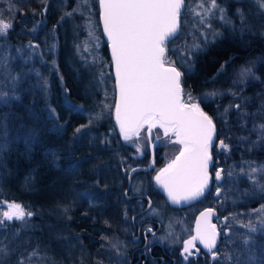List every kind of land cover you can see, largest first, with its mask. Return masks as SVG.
Returning a JSON list of instances; mask_svg holds the SVG:
<instances>
[{
    "label": "trees",
    "instance_id": "trees-1",
    "mask_svg": "<svg viewBox=\"0 0 264 264\" xmlns=\"http://www.w3.org/2000/svg\"><path fill=\"white\" fill-rule=\"evenodd\" d=\"M237 1L218 0L231 23H223L216 14L211 15L212 32L207 29L206 39L199 41L200 50L191 57L193 69L187 72L181 66L182 51L178 43L185 0L179 31L169 43L167 53L181 71L187 72L183 86L194 97L221 93L200 104L214 118L217 143L224 139L230 145L227 153L216 147L211 150L224 170L221 201L205 194L177 206L162 194L164 202L158 203L162 207V220L175 221V227L181 230L190 229L201 203L216 206L219 217H228L224 224L230 234L218 246L220 259L214 264H229L226 257L242 246L241 237L247 233H242L244 223L255 222L253 208L264 205V192L254 187L247 175L251 167L264 165V145L256 143L253 147L259 134L253 130V123L264 120L249 117L246 126L241 127L234 109L224 115V108L230 103L242 102L229 89L242 91L243 97L251 98L246 104L248 112L255 113L264 100L261 95L264 38L238 31L231 12L232 4ZM63 2L66 0H0V17L13 23L7 36L0 38V55H11V74L21 77L15 93L19 99L9 100L7 106L0 104V201L20 203L34 213L26 222L0 226V246L15 250L6 264H17L21 256H27L33 249L38 255L31 258V264H128L130 216L136 202L125 197L124 189L129 170L142 164L139 157L146 151V132L142 128L138 140L135 137L132 140L140 142L139 154L117 132L112 118L114 96L107 111L99 96L101 72L104 87L114 93L110 59L100 27V52L108 65L103 61L104 65L98 69L85 62L81 51L76 50L79 22L70 0ZM90 3L97 18V0ZM71 12L74 17L65 15ZM37 21L42 23L31 31ZM215 32L220 35L214 36ZM16 49H22V54L15 52ZM28 49L37 54L25 59L29 57ZM222 64L224 68L218 72ZM248 64L255 65L260 79L234 87L236 73ZM6 79L7 73L0 70V91L10 93V87L4 83ZM78 104L81 105L78 109L73 107ZM81 125L87 127L76 133L75 129ZM152 131L160 134L161 130ZM170 139L175 137H164L161 145L165 147L159 148L168 160L180 147L170 143ZM261 175L264 173L257 174V181L264 184ZM256 236L259 238V233ZM114 244L123 250V256H117Z\"/></svg>",
    "mask_w": 264,
    "mask_h": 264
},
{
    "label": "snow or ice",
    "instance_id": "snow-or-ice-1",
    "mask_svg": "<svg viewBox=\"0 0 264 264\" xmlns=\"http://www.w3.org/2000/svg\"><path fill=\"white\" fill-rule=\"evenodd\" d=\"M184 5L185 0H99L100 20L111 50V64L115 69V117L120 134L125 141H132L134 137L138 140L141 129L147 126L149 134L153 129L159 128L163 130L164 137H175L174 140L170 139V143L180 145L178 153L157 171L153 179L166 193L168 200L176 205L196 200L209 189L211 182L209 168L213 164L211 150L216 147L225 153L230 151V145L224 139H220L217 143L218 133L214 118L200 107L204 99L221 93H205L197 98L183 86L185 75L193 69L191 57L196 50H200L199 44H194L181 53L183 60L181 66L185 67L187 72L181 71L180 67L176 66V61L170 59L167 54L169 43L178 33L179 17ZM257 6L264 14V0H257ZM198 7L203 11H197L195 15L200 17L202 24L205 17L215 15L216 9H219L221 13V20L231 23L224 15V9L219 8L217 0H201ZM75 11L77 9H73V12ZM237 13L241 17V31L247 30L249 26L244 13L239 8ZM65 15H72V13H65ZM40 23L42 21H37L31 31H35ZM12 27L11 19L5 20L0 17V38L7 36ZM206 27L211 30V24H207ZM218 35H220L219 32L214 33V36ZM87 50L86 47L85 51ZM16 51L18 54L23 52L22 49ZM30 55L25 59L30 58ZM11 59L10 54L0 55V70L8 75L4 83L11 89L10 93L0 91V104L5 106L8 105L9 100L19 99L15 93L21 77L19 74H11ZM223 68L222 64L218 72ZM254 69V64L242 67L236 73L234 87L246 84L249 80L260 79L256 76ZM100 75L103 77L104 73L101 72ZM229 93L242 102L230 103L224 108V115L234 109L238 114L241 127L246 126L249 117L258 116L264 120V100H261L256 112L252 113L246 110V104L251 98L243 97L242 91L229 89ZM73 107L79 108V106ZM85 127L87 126L81 125L75 129V132L80 133ZM253 130H258L259 133L253 147L256 143L264 145V122L254 121ZM159 139L160 137L157 136V140ZM241 139H247V137ZM136 152H142L138 142ZM135 171L137 170L131 169V172ZM241 171L243 172V169ZM258 173H264V165L251 167L247 175L253 186L258 187L260 192H264V184L257 181ZM223 175L224 170L217 168L215 180L220 181ZM228 175L231 176V173ZM260 179L264 180V175H261ZM136 191L139 192L140 189L137 188ZM220 192L221 189L217 187L216 194L219 195ZM5 205L6 210L0 211V226L14 221L26 222L34 215L20 203L0 201V209ZM148 205L151 211H156L151 207V200L148 201ZM254 211L264 214V205ZM213 215L212 208L202 211L196 219L195 235L183 241L180 255L185 264H189L190 258L198 256L201 252V249L196 246V241H199L210 253L213 262L220 259V253L215 250L219 233L217 226L211 223ZM227 219L228 217H225V220ZM244 227L247 233L241 237L242 246L229 254L226 259L229 264L233 261L235 264H264V215L258 223L249 221ZM152 231L151 228L147 229L149 233ZM257 233L259 238L256 236ZM112 247L116 249L118 257L123 256L121 248L115 244ZM14 251L7 246H0V264H6L7 258ZM37 255V250L33 249L27 256H21L17 264H31V258Z\"/></svg>",
    "mask_w": 264,
    "mask_h": 264
},
{
    "label": "flooded vegetation",
    "instance_id": "flooded-vegetation-1",
    "mask_svg": "<svg viewBox=\"0 0 264 264\" xmlns=\"http://www.w3.org/2000/svg\"><path fill=\"white\" fill-rule=\"evenodd\" d=\"M157 136H159L160 139L156 141L154 146L153 167L150 169H137V171L132 172L130 180L128 182L127 179V185L124 189V195L125 192H127V196L125 197L133 202H136V209L130 216V244L128 247V264H185L180 255V251L183 246V240H185L192 233V226L196 213L205 207H213L217 210V215L211 219V222L217 226V230L219 232L217 247L215 249L216 251L218 250V246L224 242V237L230 234L229 228L225 227L224 217H219L218 215V208L214 205H211L210 203H201L198 205V208L194 213L190 229L187 230L188 233H186L184 236H180V240L176 243H167V238L163 237L166 231L165 222L162 220V215L150 214L148 205V201L151 200L152 209L154 204H157V208H161V205L158 203L164 202L162 199V192L153 179L157 170L168 163L167 156L161 154L159 150L160 147H165L164 145H161V142L164 138L161 136V131L160 134H156L155 132L153 134L152 131L150 139L146 135V151H144L139 157L142 160V164L138 166L148 165L152 162V156L149 150V142H153ZM179 149L172 154L169 160L173 159L174 155L179 151ZM219 167H221L220 162L216 163V160L214 159L213 164L209 168L211 182L209 189L205 192L206 196L211 194L213 198H217V202L221 201L219 198L221 192L217 197L215 196V192L217 187L221 189V183L223 181L222 178L220 183H217L214 179L215 171ZM137 188L140 189L139 192L136 191ZM210 191H212V193H208ZM148 228H151L153 231L151 233L147 232ZM157 234H159V237H161L160 240H153L152 238H154ZM196 246L197 248L201 249V252L198 256L190 258L189 264H214L210 253H208L207 250L203 249L198 244H196Z\"/></svg>",
    "mask_w": 264,
    "mask_h": 264
},
{
    "label": "rangeland",
    "instance_id": "rangeland-1",
    "mask_svg": "<svg viewBox=\"0 0 264 264\" xmlns=\"http://www.w3.org/2000/svg\"><path fill=\"white\" fill-rule=\"evenodd\" d=\"M68 1L69 0H66V2H68ZM66 2H63V3H66ZM200 2H201V0H186V6L184 9V15H183V20H182V24H183L182 35L180 36L179 41H178L179 46H180L179 49L182 52L187 48H191L194 44H199L200 40H204L207 37L206 32H207L208 28L206 27V25L209 24V20H210V18L212 19V17H211V15L205 17L204 24H202L200 22V17L195 15V12L203 11V9H200L198 7ZM70 3L73 6L72 7L73 9H77V11H75V13H73V12H71V13H73L75 15V17L78 19V22H79L78 45L76 47V50L81 51L82 55H80V56L82 58H85L84 59L85 62L91 63L95 67L97 66L96 68H98V69L101 68L102 64L104 65L105 62H103V61H106L105 64L108 65L105 56H103V54L100 52V46L102 44V41L100 39L99 32H98L99 22H97L98 17L96 18L94 16V10L91 9L90 0H70ZM217 3H218V0H217ZM81 4H84V7L80 6ZM205 7H207V5H205ZM219 8L224 9V7H221L220 5H219ZM238 8L241 9V11L244 13V15L246 17L247 25L249 26L247 28V30L241 31V17L237 13ZM214 12L217 15L218 19H220L221 13H220L219 9L214 10ZM231 12L236 18V25H237L239 32H242V33L250 32V33H253L255 35H258V36H261L262 38H264V14L261 13V9L257 6V0H238L237 2L232 4ZM69 16L74 17L71 15H69ZM232 19L234 20V17ZM221 22H223V21L221 20ZM223 23H225V22H223ZM211 32H212V30H211ZM97 45H98V47H97ZM86 47L88 49L87 51H85ZM4 49L7 50V47ZM6 50H4V53H7ZM16 50H15V52H17ZM36 51L38 52V50H36ZM27 54L28 55L31 54L30 56H32V55L37 54V53L35 51H33V49H28ZM235 79H236V77L234 78V80ZM100 80H101V82L98 85L100 87L99 96L100 95L102 96L101 104L104 106V110L107 111L110 109L111 104H113V96H114L113 94L114 93L112 90L109 91L106 89V87H104L105 79H101V75H100ZM249 81H251V80H249ZM244 85L245 84H242V86H244ZM208 93H210V92H208ZM216 97H217V95L215 97H210V98H216ZM208 98H206V99H208ZM105 105H107V107H105ZM78 106L81 107L80 104H78ZM135 139H136V137H135ZM129 142L131 145L136 147V143H135L136 140L135 141H129ZM139 144H140V142H139ZM137 154H139V153H137ZM169 161L170 160H168V162ZM260 208H261V206H258L256 208H253V211H252V216L255 217V220L257 221V223H258V220L264 214H260L254 210H259ZM154 209L156 211L153 212L150 210L149 211L150 214H156V215L162 214V207L161 208H154ZM4 210H6V205L4 206ZM163 211H164V209H163ZM165 213L166 212L164 211V215H165ZM255 222H253V223H255ZM174 224H175V221L165 223V231L166 232L163 235V237L167 238L168 244H173V243L178 242L180 240V236H184L186 233H188V231H186V230L177 229ZM244 225H246V223H244ZM244 225H243L244 230H242V233H244V231H247V229L244 227ZM239 227L241 228L240 225H239ZM169 233H171V235H169ZM160 238L161 237H159V234H157L152 239L153 240H160ZM234 263H235V261H234Z\"/></svg>",
    "mask_w": 264,
    "mask_h": 264
},
{
    "label": "water",
    "instance_id": "water-1",
    "mask_svg": "<svg viewBox=\"0 0 264 264\" xmlns=\"http://www.w3.org/2000/svg\"><path fill=\"white\" fill-rule=\"evenodd\" d=\"M97 4H98V22H99V27H100V30H101V35H102V38H103V40H104V42H105V44H106V47H107V51H108V55H109V59H110V65H111V72H112V77H113V83H114V104H113V110H112V118H113V122H114V126H115V128H116V130H117V132L120 134V130H119V126L117 125V123H116V117H115V97H116V90H115V69H114V67L112 66V64H111V50H110V47H109V44H108V40H107V36L104 34V31H103V23H102V21L100 20V8H99V0H97ZM179 25H180V20H179ZM179 31V30H178ZM200 107L202 108V106L200 105ZM203 109V108H202ZM203 111H205L204 109H203ZM206 112V111H205ZM208 115H210L208 112H206ZM214 123H215V121H214ZM145 128V132H146V135H147V137L150 139V136H151V134H149V132H148V130H147V126H145L144 127ZM154 130V129H153ZM161 130V136L162 137H164V134H163V130L162 129H160ZM156 141H157V138H155L154 139V141L153 142H149V150H150V154H151V156H152V162L150 163V164H148V165H144V166H134V167H132L131 169H150L151 167H153V165H154V163H153V155H154V146H155V143H156ZM178 153V152H177ZM176 153V154H177ZM175 154V155H176ZM174 155V156H175ZM212 157H213V154H212ZM174 158V157H173ZM213 161H214V157H213ZM216 163H219V161L218 160H216ZM166 165V164H165ZM164 165V166H165ZM163 166V167H164ZM211 166V165H210ZM163 167H161V168H163ZM219 168H221V167H219ZM131 169H130V171H129V173H128V182H129V180H130V177H131V174H132V172H131ZM222 169V168H221ZM159 170V169H158ZM157 170V171H158ZM157 173V172H156ZM156 173H155V175H156ZM210 174V173H209ZM214 179H215V176H214ZM221 181V180H220ZM220 181H216L217 183H220ZM157 185V184H156ZM158 186V185H157ZM159 187V186H158ZM159 189L161 190V192H162V194L167 198V195H166V193L163 191V189L162 188H160L159 187ZM215 196L217 197L218 195L216 194V192H215ZM167 200H168V198H167ZM169 201V200H168ZM194 200H191V201H187V202H182L181 204H179V205H177V206H182V205H185V204H188V203H191V202H193ZM170 202V201H169ZM171 203V202H170ZM171 204H173V203H171ZM173 205H176V204H173ZM207 208H212V209H214V215L211 217V219L213 218V217H215L216 215H217V210H216V208H213V207H205V208H203V209H201V210H199L197 213H196V215H195V217H194V221H193V226H192V233H191V235L190 236H192V235H195V231H194V229H195V227H196V219H197V217L200 215V213L202 212V211H204L205 209H207ZM212 223V222H211ZM213 224V223H212ZM218 231V230H217ZM219 233V232H218ZM190 236H188L186 239H188ZM219 236V235H218ZM184 241V240H183ZM217 241H218V237H217ZM196 244H198L200 247H202L203 248V245H201L200 243H199V241H196L195 242ZM204 249V248H203Z\"/></svg>",
    "mask_w": 264,
    "mask_h": 264
},
{
    "label": "bare ground",
    "instance_id": "bare-ground-1",
    "mask_svg": "<svg viewBox=\"0 0 264 264\" xmlns=\"http://www.w3.org/2000/svg\"><path fill=\"white\" fill-rule=\"evenodd\" d=\"M212 175V174H211Z\"/></svg>",
    "mask_w": 264,
    "mask_h": 264
}]
</instances>
